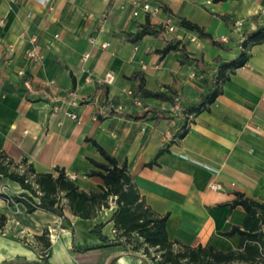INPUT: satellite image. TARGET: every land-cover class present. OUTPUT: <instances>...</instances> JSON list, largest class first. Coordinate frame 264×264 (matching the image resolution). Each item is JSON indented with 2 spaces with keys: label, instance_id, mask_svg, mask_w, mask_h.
<instances>
[{
  "label": "crops",
  "instance_id": "crops-1",
  "mask_svg": "<svg viewBox=\"0 0 264 264\" xmlns=\"http://www.w3.org/2000/svg\"><path fill=\"white\" fill-rule=\"evenodd\" d=\"M143 1L167 5L215 39L228 37V48L213 45L181 26L179 19H172L174 31L167 30L169 17L163 9L135 16L131 0H0V150L16 163L26 158L37 172L64 168L80 188L97 191L103 179L88 174L98 169L93 161L106 160L87 140L95 139L120 165L127 164L146 204L159 215H168L170 241L188 247L239 249L241 235L228 233L243 225L246 216L242 205L230 204L235 193L264 203V42L250 46L247 62L228 71L222 92L209 109L192 117L184 136L181 117L155 118L148 111L176 112L178 105L144 96L136 105L127 90L137 89L140 78L132 76L140 72L149 90L198 100L207 74L195 59L203 57L214 68L218 55L237 57L236 39L244 30L264 24V0ZM148 19L153 27L163 26V31L131 41L128 33H136ZM33 38L42 53L38 61L27 56ZM164 38L180 40L185 51L171 50L161 58L158 50L166 45ZM104 43L109 45L103 47ZM107 72L116 76L109 85L100 82ZM68 93L81 101L93 95L75 108L78 121L66 115L65 103L53 109L52 99ZM105 96L117 112L106 113ZM133 113L144 115L136 118ZM24 191L8 178L0 181V192ZM116 209L112 197L95 218H80L68 208V223L66 217L50 211L28 213L22 202L11 205L0 197V213L7 217L0 231V262L17 257L40 260L43 247L35 236L52 227L49 264H155L140 251L132 253L113 244ZM99 222H105L106 240L93 231Z\"/></svg>",
  "mask_w": 264,
  "mask_h": 264
},
{
  "label": "trees",
  "instance_id": "trees-1",
  "mask_svg": "<svg viewBox=\"0 0 264 264\" xmlns=\"http://www.w3.org/2000/svg\"><path fill=\"white\" fill-rule=\"evenodd\" d=\"M215 2L222 0H213ZM165 14L172 19H179L181 26L195 31L200 37L210 40V42L221 48H228V42L215 39L212 33L198 23L185 17L175 14L167 5L161 4ZM223 19L230 21L236 26L234 19L228 15H220ZM163 26L153 27L149 21L142 25L136 33H128V38L133 42H138L146 34H158L163 31ZM166 45L158 52L163 58L168 52L175 49H183L180 40L164 38ZM264 42V24L258 25L255 29H246L236 39V46L240 51L237 57L226 59L221 55L213 59L215 67H211L203 57L196 58L195 62L202 72L207 76L203 78L204 89L196 101H184L176 99L163 90H149L145 87V78L140 72H136L132 77H139L140 83L135 90L136 96L155 97L164 101L178 105L176 112L170 110H160L150 108L155 118L175 119L181 117L184 122L180 135L184 136L187 132V124L191 120V115H197L203 110L209 109L217 96L222 92V83L229 78L228 71L243 66L248 58V49L254 44ZM214 70L213 74L210 72ZM28 79L25 78L24 81ZM23 81L13 87H18ZM105 95L107 89L103 88ZM93 95L82 99L81 102L91 100ZM102 107L107 114L117 112L118 109L110 103L106 96L103 99ZM138 118L144 114H132ZM91 141L105 158L106 162L93 161L98 169L91 171L89 176H100L103 184L97 191H86L69 176L66 170L56 166L52 171L37 172L32 164L25 158L20 163L10 159L4 151L0 150V181L8 178L19 183L24 192L16 195L0 192L1 198L12 197L14 202H22L28 213L38 209L50 211L62 217H66L65 205L71 212L80 218H95L98 211L109 205L110 198H114L117 209L114 211L112 219L116 241L113 244H121L127 251L136 253L143 248L145 256H148L155 264H264V203L237 191L235 198L230 203L232 207L242 205L246 210L243 225L234 226L229 234L239 233L242 237L239 249L235 250H217L212 247H188L184 251H176L173 242L169 240L166 231V220L168 215H159L149 205L139 193L132 175L129 173L127 164L120 165L117 159L106 151L100 143L92 138ZM164 149L161 148L159 153ZM156 159L148 163L152 165ZM22 166V168L20 167ZM38 190L41 192H38ZM38 198L36 200L35 198ZM11 205L14 203H10ZM68 223L69 219L66 217ZM7 221L5 214L0 213V231H3ZM105 222L96 223L93 231L106 240L107 237L102 234V228ZM49 227H46L41 234L36 235L37 241L42 245V258L40 260H28L23 257H17L4 260L0 264H49L47 256L52 248V241L49 236ZM24 242L30 245L29 242ZM132 244V247H129ZM106 245H97L86 247V249L99 248ZM160 258L155 260L156 256ZM115 258V257H114ZM185 259V261H184Z\"/></svg>",
  "mask_w": 264,
  "mask_h": 264
},
{
  "label": "built area",
  "instance_id": "built-area-1",
  "mask_svg": "<svg viewBox=\"0 0 264 264\" xmlns=\"http://www.w3.org/2000/svg\"><path fill=\"white\" fill-rule=\"evenodd\" d=\"M132 4L134 5L135 7V10L133 12V14L136 16L140 13V11H144V12H147V13H156V12H159L162 7L160 5H155L153 3H151L150 1H143V0H131ZM236 26H240L241 25V22L240 21H237L236 23ZM165 28L169 31H174L175 30V25L172 21V18H168L166 19V22H165ZM192 41H196L197 38L196 37H191L190 38ZM35 38H33V43L32 45L29 47V49L27 50V56L29 57V59H31L32 61H38L42 58V53L41 51L37 48V46L34 44L35 42ZM221 41H224V42H228L229 41V38L228 37H225V36H222L221 37ZM109 45V43H104L103 44V47H107ZM85 57H89V54L86 53ZM116 80V76L113 72H107L101 79H100V82L103 83V84H112L114 81ZM127 94L129 96L132 97L134 103L136 105H141L142 102H141V98L139 96H136L135 94V91L133 89H128L127 90ZM52 101L54 102V105H53V109L54 110H59L60 106L62 105L61 103H65L66 106H67V109L65 111L66 115L74 120H79L80 119V116H79V113L75 110V108L79 107L80 104L82 103L81 100L77 97V95H75L74 93H68V94H63L61 96H56L52 99ZM192 117L193 115H191V120L189 121V123L192 122ZM22 168V166H20ZM66 175L69 176L70 178H73L74 175L66 172ZM210 186L212 188H217V184L216 183H210ZM38 192H40L38 190ZM41 193V192H40ZM36 200H38V198L36 197L35 198ZM2 200L7 203V204H10V203H16L14 202L13 198L12 197H9V198H2ZM68 209V206L65 205L64 207V211H66ZM50 230V235L53 236L51 234V232L53 231L52 227L49 228ZM114 233L115 232V229H114ZM129 247H132V244H129ZM173 247L176 251H184L185 250V246L180 244V243H173ZM141 252H143V248L140 250ZM160 258V255H157L155 260L159 259ZM185 261V259H184Z\"/></svg>",
  "mask_w": 264,
  "mask_h": 264
}]
</instances>
